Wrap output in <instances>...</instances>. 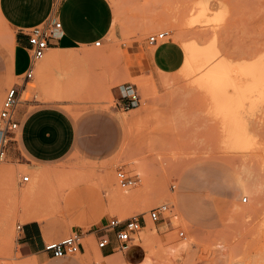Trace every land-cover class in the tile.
Here are the masks:
<instances>
[{"label":"rangeland","instance_id":"374dc122","mask_svg":"<svg viewBox=\"0 0 264 264\" xmlns=\"http://www.w3.org/2000/svg\"><path fill=\"white\" fill-rule=\"evenodd\" d=\"M109 1L114 27L101 46L85 54L86 63L62 65L56 64V58L46 68L47 53L35 78L21 92L19 109L31 112L57 106L74 121L77 137L72 151L59 161H31L16 142L0 163L14 172L12 184L0 180V264L31 262L20 253L17 226L35 222L41 224L46 242L78 233L82 244V253L43 263L37 260V264H110L111 257L96 256L99 236L110 219L131 217L143 227L133 246L121 250L116 239L109 246L127 264H142L146 250L138 245V238L151 224L158 232L152 264H264V96L256 105H243L241 127L250 143L233 149L226 141L219 102L195 84V76L180 74L183 39L203 48L215 43L233 64L258 60L264 65V0H209L208 16L219 17L218 22L202 25L191 21L197 14L194 6L205 0ZM164 31L170 35L162 44L149 45V36ZM15 39L16 31L0 21V109L5 91L19 82L12 73ZM27 65L28 54L23 52L19 71ZM40 67L47 71L42 70V78ZM127 83L136 84L142 96L141 105L131 111L114 107V95ZM121 167L140 176L135 186L119 187L127 195L141 189L139 201L129 206L114 205L101 184L107 173L116 180ZM78 171L92 174L81 181L82 187L94 191L92 199H71L59 210L50 209L53 214L46 211L45 220L25 218L16 191L41 172L54 180ZM23 176L31 181L22 184ZM165 202L173 206L172 221L167 217L152 222L149 211ZM86 211L95 218L89 227L81 225Z\"/></svg>","mask_w":264,"mask_h":264},{"label":"crops","instance_id":"0c3cea01","mask_svg":"<svg viewBox=\"0 0 264 264\" xmlns=\"http://www.w3.org/2000/svg\"><path fill=\"white\" fill-rule=\"evenodd\" d=\"M0 14L16 31L13 71L16 75L24 73L28 67L19 71L20 55L28 49L24 29L37 26L50 16L57 17L62 23V32L51 40L47 52L50 58H58L56 64H85L84 53L88 54L96 41H104L114 27V9L109 0H0ZM180 47L184 53L183 67L186 54ZM119 94L118 91L114 97ZM18 122L20 142L16 144L20 143L21 151L31 161L53 163L66 157L74 148L76 125L68 113L57 106L45 105L31 112L21 108ZM94 220L86 211L81 225L89 227ZM45 243L43 228L37 222L26 225L19 235L20 253L29 256L31 262L28 264H37V260L43 263L52 257L45 252ZM114 250V246H108L101 252L104 257H110Z\"/></svg>","mask_w":264,"mask_h":264},{"label":"bare ground","instance_id":"6f19581e","mask_svg":"<svg viewBox=\"0 0 264 264\" xmlns=\"http://www.w3.org/2000/svg\"><path fill=\"white\" fill-rule=\"evenodd\" d=\"M209 4L211 5L210 1L205 0L194 6V8L196 7L197 14L193 17L191 24L194 25L197 23H201L202 25L203 23L208 24V22H213L216 24L218 22L217 18L219 17L211 19L210 14L208 16V12L211 9ZM208 17H210V19H208ZM0 21L4 24H7L1 14ZM181 41V46L185 51L186 58L183 67L180 69V74L182 72V75L186 77L195 76V84L198 87L206 89L207 93L211 95L212 99L217 100L216 102H219L217 110L220 112V118L225 127L224 129L226 131V141L228 145L233 149L246 148L250 143V138L248 133H246V131H243L241 127L242 108L246 102H250L251 104L256 105L257 101L259 100L258 98L261 99V97L264 96V68L262 67L264 65L262 64L261 66L258 60H254L253 62L249 63L243 62L240 64H233L223 57V55L221 54L222 52L220 53L215 43L203 48L195 43L196 41L190 42L185 41L184 39ZM250 54L252 55V53ZM251 55L249 57L254 58V56H256L257 54L255 53L252 56ZM243 56L247 57L246 55ZM55 60V57L46 60V62L44 63V67L48 68L49 66L54 65ZM44 67H42V69L40 67L41 71L39 70V74L41 73V78L43 76L42 74H44V72H42ZM43 71H45V73L47 74L46 69H44ZM43 80L45 82V77ZM41 81L39 82L38 79V82L40 84ZM45 83H47V81ZM230 88L231 93L228 92ZM121 122L123 123V121ZM72 172L58 175V177L54 180L47 179L45 173L41 172L40 175H38L26 188L16 191V194H18L22 198L23 215L28 221H35L36 219L38 221V219L40 218L45 219V217L50 214V209L59 210L61 209L63 203H66L71 199L82 197V199L85 198L84 200L87 201V198L92 199V197H94V191H92V189L90 188H86L87 185L85 183H83V185L85 184L86 187L81 186V181H83V178L86 175L89 176V174L91 173H85L84 175H81L78 174L80 171H78L77 174L76 172ZM91 175L89 176V178H92ZM2 178H6L8 182L13 183L14 172L8 167H0V180ZM102 183L104 187L109 190L110 198L113 201V204L116 206L126 204H128L129 206L132 201L135 202L134 200L141 197L139 196V193L142 192L141 189H139V191H134L129 195L125 193L126 191H121L119 189V186L117 185L116 180L113 179L111 173H107L101 177V184ZM138 201L136 200V202ZM46 211L48 212V214ZM171 214L172 212L170 213V220L172 221ZM157 233L158 232L156 227L151 224L148 228L141 232L140 238H138V244L146 250V256L142 264L153 263V258L156 254L155 246L158 240ZM96 256L100 259L106 258L102 255L101 250L97 251ZM110 257L112 258L110 264H127L123 256L113 255Z\"/></svg>","mask_w":264,"mask_h":264},{"label":"built area","instance_id":"2783aa9c","mask_svg":"<svg viewBox=\"0 0 264 264\" xmlns=\"http://www.w3.org/2000/svg\"><path fill=\"white\" fill-rule=\"evenodd\" d=\"M61 32L62 23L57 17L53 16L48 17L37 26L24 29L23 33L27 36L28 40V67L24 73L16 75L19 82L9 87L4 94L0 109V163L6 159L12 144L17 142V133L20 127L18 110L21 102V92L35 78L37 66L46 56L51 40ZM169 35L170 33L168 31L153 34L148 37V43L149 45L162 44ZM101 45V40L95 42L96 47ZM119 93V96L115 98V108L123 111H131L138 108L142 103V96L136 84L127 83L123 85L120 87ZM115 178L117 185L124 190L140 182V176L138 174H134L122 167L117 169ZM30 181V176H23L21 179L22 184H27ZM173 189H175V186H172ZM244 201H247V199L244 198ZM172 207L171 203L165 202L152 208L149 211L150 220L156 223L167 217L169 218ZM142 228V223L137 217H131L125 221L112 218L106 225L105 233L99 236L98 247L100 250L105 249L116 239L119 249L127 251L133 246L134 236ZM23 229L24 226H17L19 233ZM183 235L184 233L181 232L180 236ZM44 250L56 259H63L82 253L81 235L75 233L59 241L46 242Z\"/></svg>","mask_w":264,"mask_h":264}]
</instances>
